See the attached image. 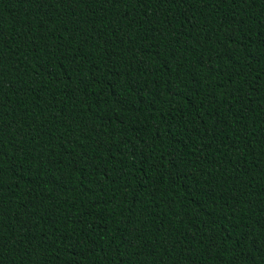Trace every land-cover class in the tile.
Instances as JSON below:
<instances>
[{
	"label": "trees",
	"instance_id": "obj_1",
	"mask_svg": "<svg viewBox=\"0 0 264 264\" xmlns=\"http://www.w3.org/2000/svg\"><path fill=\"white\" fill-rule=\"evenodd\" d=\"M0 264H264V0H0Z\"/></svg>",
	"mask_w": 264,
	"mask_h": 264
}]
</instances>
